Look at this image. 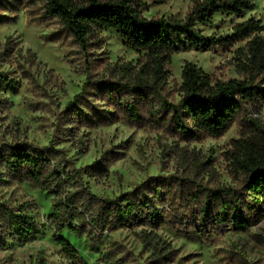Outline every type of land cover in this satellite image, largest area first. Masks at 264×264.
<instances>
[{
  "label": "rangeland",
  "instance_id": "obj_1",
  "mask_svg": "<svg viewBox=\"0 0 264 264\" xmlns=\"http://www.w3.org/2000/svg\"><path fill=\"white\" fill-rule=\"evenodd\" d=\"M190 1L140 0L139 11L148 19L161 15L183 18ZM31 8L26 12L17 8L12 21L0 24V149L19 142L59 149L51 167L60 165L61 178L78 168L81 179L77 180L100 199L118 197L152 176L172 177L171 191L151 186L161 220L157 224L141 220L98 231L87 227L86 216L68 215L64 222L77 224L81 235L68 229L58 232L50 214L65 194L55 187V181L35 187L9 176L0 165V203L30 215L36 225L29 239L6 240L0 247V264H74L55 242L58 235L87 264H264V211L247 229L208 224L204 234L197 235L194 207L184 205L179 195V189L192 187V181L209 187L240 186L228 158L240 122L219 137L190 141L148 123L130 122L101 95L96 82L123 78V68L142 62V54L124 46L111 30L99 32L85 50L65 34L59 41L45 39L59 25L55 20L38 21L40 10ZM249 17L260 20L264 36V0H251V8L239 17L215 14L208 25H197V29L224 35L233 22ZM243 44L237 42L226 51L190 48L173 54L167 65L166 98L178 101L180 72L186 61L214 79H242L234 50ZM84 84L77 104L91 122L75 123L65 108ZM244 118H255L264 125V102L248 105ZM95 163L98 166L91 167ZM178 179H182L181 186L175 183ZM75 188L64 187L68 192Z\"/></svg>",
  "mask_w": 264,
  "mask_h": 264
},
{
  "label": "trees",
  "instance_id": "obj_2",
  "mask_svg": "<svg viewBox=\"0 0 264 264\" xmlns=\"http://www.w3.org/2000/svg\"><path fill=\"white\" fill-rule=\"evenodd\" d=\"M139 1L0 0V24L12 21L17 8L22 7L26 12L37 7L40 10L38 21L55 20L59 25L56 31L46 34L45 39L59 41L60 35L65 34L83 50L102 30L114 31L124 46L142 54V62L136 66L126 65L123 78L100 80L96 86L110 105L136 125L148 123L190 141L203 136L219 137L239 121V135L230 142L228 158L240 186L209 187L192 181V187L179 189V195L184 205L194 207L197 235H203L208 224L247 229L264 211V125L255 118H244L248 105L264 102L262 24L251 17L235 21L231 31L224 35L204 34L197 25H208L215 14L239 17L251 8V0H191L183 18L161 15L149 19L140 13ZM241 41L244 44L234 53L237 67L244 75L242 79H214L201 67L186 61L180 72L178 101L166 98L167 65L173 54L190 48L226 51ZM86 85L66 105L72 122H91L77 104ZM57 152L60 150L26 142L7 144L0 149V165L9 176L35 187L42 188L47 182L55 181V187L65 194L54 203L50 214L58 232L68 229L81 235L77 224L64 222L68 215H72L71 218L86 216L87 227L98 231L141 220L151 224L161 221L151 186L169 193L172 177L152 176L118 197L100 199L77 180L80 178L78 168L61 178L57 170L60 165L51 167L52 156ZM96 166L97 163L91 167ZM180 181L182 179L175 183L181 186ZM66 184L75 185V190L66 191ZM35 232L36 225L30 215L0 203V247L5 246L9 238L26 240ZM54 240L74 264H87L63 236L58 235Z\"/></svg>",
  "mask_w": 264,
  "mask_h": 264
}]
</instances>
